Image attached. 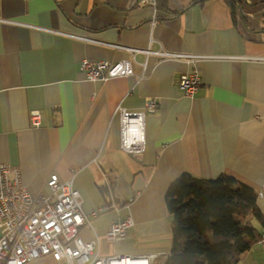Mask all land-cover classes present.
<instances>
[{"label":"crops","instance_id":"crops-1","mask_svg":"<svg viewBox=\"0 0 264 264\" xmlns=\"http://www.w3.org/2000/svg\"><path fill=\"white\" fill-rule=\"evenodd\" d=\"M236 1L232 11L227 0H0V164L17 166L32 196L47 193L52 174L72 181L89 216L79 237H99L98 259L155 255L153 264H164L172 245L165 193L181 174L261 187L264 0ZM83 60H130L134 76L88 82ZM192 72L200 86L188 98L179 80ZM151 102L157 108L148 114ZM122 110L145 113L138 156L121 149ZM258 207L264 216V202ZM126 218L132 225L124 240L108 241L109 223ZM238 264H264V242Z\"/></svg>","mask_w":264,"mask_h":264},{"label":"built area","instance_id":"built-area-1","mask_svg":"<svg viewBox=\"0 0 264 264\" xmlns=\"http://www.w3.org/2000/svg\"><path fill=\"white\" fill-rule=\"evenodd\" d=\"M135 4L154 5V0H135ZM158 19L153 17L152 25ZM120 49L119 46H112ZM131 55L142 53L168 60H190L196 56L151 52L149 49L137 50L123 48ZM144 69V65H143ZM82 72L88 82H105L117 77L134 76L132 61L122 60L116 63H80ZM145 75L137 76V84ZM200 86V77L196 72L184 74L179 80V89L185 97L191 98ZM157 105L151 102L146 107L148 114L153 113ZM145 113L120 112L121 149L132 156L143 153V121ZM31 127L40 126V116L32 113ZM74 175V171H71ZM47 193L30 195L21 181V172L17 166L0 164V264H28L33 261L50 258L55 264H115L127 261L139 264H153L155 255L127 259L118 257L98 259L96 249L98 236L89 242H83L79 230L89 226V216L82 210L83 199L75 189L72 181H62L56 174L46 181ZM257 200L264 202V180L257 192ZM103 207L92 212L96 217ZM132 225L131 219L110 222L105 238L112 242H121ZM261 242H264V233Z\"/></svg>","mask_w":264,"mask_h":264},{"label":"trees","instance_id":"trees-1","mask_svg":"<svg viewBox=\"0 0 264 264\" xmlns=\"http://www.w3.org/2000/svg\"><path fill=\"white\" fill-rule=\"evenodd\" d=\"M227 3L232 11L239 7L236 0ZM257 192L228 175L201 179L181 174L165 193L172 245L164 264H238L262 240Z\"/></svg>","mask_w":264,"mask_h":264},{"label":"bare ground","instance_id":"bare-ground-1","mask_svg":"<svg viewBox=\"0 0 264 264\" xmlns=\"http://www.w3.org/2000/svg\"><path fill=\"white\" fill-rule=\"evenodd\" d=\"M115 264H134V263L127 262V261H120V262L115 263ZM135 264H139V263H135Z\"/></svg>","mask_w":264,"mask_h":264}]
</instances>
